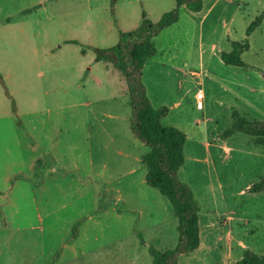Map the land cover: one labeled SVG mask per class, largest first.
I'll use <instances>...</instances> for the list:
<instances>
[{
  "label": "rangeland",
  "instance_id": "1",
  "mask_svg": "<svg viewBox=\"0 0 264 264\" xmlns=\"http://www.w3.org/2000/svg\"><path fill=\"white\" fill-rule=\"evenodd\" d=\"M202 2L199 14L180 7L178 23L153 39L142 83L152 106L168 109L162 124L186 136L177 176L198 202L200 244L178 264H234L247 250L264 254V192H248L264 178V147L243 134L220 139L232 109L264 123V0ZM174 6L0 0V264H48L58 249L56 264H151L148 247L176 246L177 219L136 160L148 149L129 130L125 82L93 63V48L114 46L142 11L157 21ZM245 39L247 67L223 64L220 52ZM27 144H38V169Z\"/></svg>",
  "mask_w": 264,
  "mask_h": 264
},
{
  "label": "trees",
  "instance_id": "2",
  "mask_svg": "<svg viewBox=\"0 0 264 264\" xmlns=\"http://www.w3.org/2000/svg\"><path fill=\"white\" fill-rule=\"evenodd\" d=\"M110 4L113 6L115 0H110ZM174 4V8L163 13L157 21H152L146 12L142 11L137 27L130 31H119L118 41L114 46L93 48V62L110 64L125 82L130 107L129 129L133 137L148 149L142 157V164L146 169L144 182L166 199L177 219L176 246L164 251L148 247L151 264H178L180 256L193 253L200 244L198 202L192 191L180 182L177 176L184 164L183 149L186 136L177 128L162 124V119L168 115V109L154 108L142 83L144 65L157 54L153 39L163 30L178 23L180 7L192 13H199L202 10V0H174ZM29 12L27 9L20 14ZM262 18L263 16L258 17L248 26L246 37L258 28ZM66 43L79 44L74 40ZM231 47L229 52H220L222 63L227 66L247 67L241 60V55L249 48L247 40L241 43L232 42ZM80 54L84 56V50H81ZM8 97L11 98L10 95ZM12 103V111L15 113L14 102ZM230 118L231 125L220 134L221 140L235 134H243L253 138L254 144L264 147V123L248 120L235 109L231 110ZM36 164L38 165L35 168L38 169L41 160H37ZM248 192L252 194L264 192V178L251 186ZM82 221L83 219H80L72 226L71 237L66 243L77 238L78 227ZM59 255L60 249L56 250L53 260L48 264H56ZM234 264H264V254L257 255L247 250Z\"/></svg>",
  "mask_w": 264,
  "mask_h": 264
},
{
  "label": "crops",
  "instance_id": "3",
  "mask_svg": "<svg viewBox=\"0 0 264 264\" xmlns=\"http://www.w3.org/2000/svg\"><path fill=\"white\" fill-rule=\"evenodd\" d=\"M203 3V2H202ZM203 8V7H202ZM202 11V10H201ZM200 11V12H201ZM199 12V13H200ZM199 13H195V14H199ZM205 16H206V14H205ZM180 20V19H179ZM85 55V54H84ZM94 59V58H93ZM94 63V62H93ZM99 63L101 64L102 62H98V63H94V64H98L99 65ZM115 70V69H114ZM100 73H101V71H100ZM84 74H87L86 76H85V78H84V81L83 82H87V81H89V78H90V76H89V74H88V72H84ZM102 74H103V72H102ZM105 79V78H104ZM82 80V79H81ZM106 80H109V79H106ZM128 105H129V103H128ZM130 108V107H129ZM129 119H130V117L128 118V121H129ZM130 130V129H129ZM131 132V131H130ZM132 134V133H131ZM143 145V144H142ZM27 147L28 148H30V149H33V157H32V159H31V161L33 160L34 162L35 161H37V160H39V158H42V156L41 155H39V154H36V148H38V144H35V146L34 145H32V144H27ZM146 154V153H145ZM44 155H48V153H43V156ZM142 157H143V155H140L139 157H137V162L138 161H140V162H142ZM146 172V171H145ZM144 176H145V174H144ZM145 183V182H144ZM114 192V191H113ZM114 194H115V196H117L116 194H118L117 192H114ZM4 196H5V194H4V192L0 189V210L2 209V205L4 204ZM34 197V196H33ZM32 203H34V204H36L37 205V203H38V201L35 199V200H32ZM157 225H159V224H157Z\"/></svg>",
  "mask_w": 264,
  "mask_h": 264
},
{
  "label": "built area",
  "instance_id": "4",
  "mask_svg": "<svg viewBox=\"0 0 264 264\" xmlns=\"http://www.w3.org/2000/svg\"><path fill=\"white\" fill-rule=\"evenodd\" d=\"M197 96V99L199 100L198 103H197V107L198 108H202V104H201V101L203 99V93H202V90H199L196 94Z\"/></svg>",
  "mask_w": 264,
  "mask_h": 264
}]
</instances>
